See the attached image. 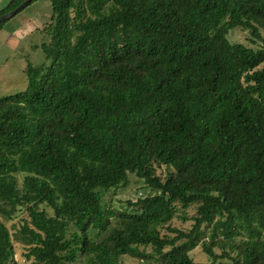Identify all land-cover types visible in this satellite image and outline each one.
Listing matches in <instances>:
<instances>
[{
  "label": "trees",
  "instance_id": "trees-1",
  "mask_svg": "<svg viewBox=\"0 0 264 264\" xmlns=\"http://www.w3.org/2000/svg\"><path fill=\"white\" fill-rule=\"evenodd\" d=\"M49 1L0 98V264H264V0Z\"/></svg>",
  "mask_w": 264,
  "mask_h": 264
},
{
  "label": "rangeland",
  "instance_id": "rangeland-1",
  "mask_svg": "<svg viewBox=\"0 0 264 264\" xmlns=\"http://www.w3.org/2000/svg\"><path fill=\"white\" fill-rule=\"evenodd\" d=\"M9 1L0 0V10ZM51 14V1L36 0L11 16L0 30V98L24 91L28 84L27 67L39 66L46 61L42 46L49 43V35L44 28L50 22ZM229 38L232 42L248 44L249 32L234 28ZM129 178L130 183L115 192L112 202L120 210L127 207L128 200H137L150 191L136 175L129 174ZM48 210L51 212V209ZM183 213L193 215L194 210L190 208L178 212L180 215ZM191 224L190 220L183 222L175 218L173 221V225L178 228H190ZM191 255L196 261H207V255L200 245L192 250ZM16 258L22 263L29 262L21 249L17 250ZM126 262L136 264L131 258H127Z\"/></svg>",
  "mask_w": 264,
  "mask_h": 264
},
{
  "label": "water",
  "instance_id": "water-1",
  "mask_svg": "<svg viewBox=\"0 0 264 264\" xmlns=\"http://www.w3.org/2000/svg\"><path fill=\"white\" fill-rule=\"evenodd\" d=\"M31 2V0H24L19 6H17L14 10L0 16V21H4L8 18H10L11 16L15 15L17 12H19L20 10L24 9L29 3Z\"/></svg>",
  "mask_w": 264,
  "mask_h": 264
}]
</instances>
